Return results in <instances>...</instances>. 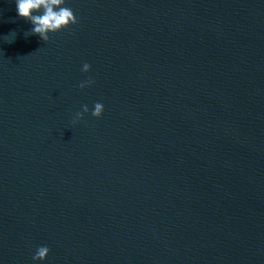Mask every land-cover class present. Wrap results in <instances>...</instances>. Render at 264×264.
Instances as JSON below:
<instances>
[{"label": "water", "instance_id": "1", "mask_svg": "<svg viewBox=\"0 0 264 264\" xmlns=\"http://www.w3.org/2000/svg\"><path fill=\"white\" fill-rule=\"evenodd\" d=\"M77 17L27 37L131 96L264 198V0H65ZM0 23H31L0 0Z\"/></svg>", "mask_w": 264, "mask_h": 264}, {"label": "clouds", "instance_id": "2", "mask_svg": "<svg viewBox=\"0 0 264 264\" xmlns=\"http://www.w3.org/2000/svg\"><path fill=\"white\" fill-rule=\"evenodd\" d=\"M15 5L18 16L32 25L31 29L24 33L26 37L35 34L42 41H48L49 33L58 32L63 28H67L70 24L77 23L76 15L70 7L65 6V0H15ZM10 33H14V31ZM89 69L90 65L84 63L81 70L87 72ZM90 83H92L91 79L82 81L79 87L83 88ZM82 110L88 112L87 105H83ZM102 111L103 104L96 102L91 115L98 117ZM81 116L82 112L76 113L77 119ZM48 252L49 248L47 246H39L32 259L44 260Z\"/></svg>", "mask_w": 264, "mask_h": 264}]
</instances>
